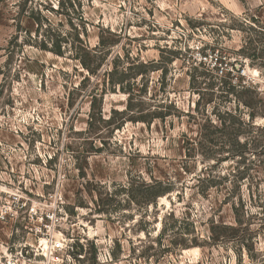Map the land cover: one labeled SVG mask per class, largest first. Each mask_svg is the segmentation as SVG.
I'll return each mask as SVG.
<instances>
[{"label": "rangeland", "instance_id": "obj_1", "mask_svg": "<svg viewBox=\"0 0 264 264\" xmlns=\"http://www.w3.org/2000/svg\"><path fill=\"white\" fill-rule=\"evenodd\" d=\"M69 2L0 0V264H264V0ZM201 125L221 160L187 154Z\"/></svg>", "mask_w": 264, "mask_h": 264}, {"label": "trees", "instance_id": "obj_2", "mask_svg": "<svg viewBox=\"0 0 264 264\" xmlns=\"http://www.w3.org/2000/svg\"><path fill=\"white\" fill-rule=\"evenodd\" d=\"M66 1L69 2L70 0H66ZM58 4L60 7H62V8L64 7L63 1H59ZM68 5L72 7L71 2H69ZM64 8L68 9L67 7H64ZM31 17L34 19V21L36 23V28H35L36 39L39 36H41L40 33L43 32L42 38H40V40L38 42H36V45L38 46V48H40L42 50H48V51H50V52H52L58 56H63L65 54L66 48L69 47V48L73 49V47H74L73 58L79 61L81 66L87 70L88 74H96L97 70L101 66V60L99 62H97V64H94V58H90V55H89L90 51L88 50L87 46L85 44H83L82 40L78 37V35H76L75 39H74L75 42H78L77 46L74 43L70 44V42H68V40L66 38L61 37V35L59 33H56V31L54 30V27L50 23H48V25H46L45 28H43L42 22L38 17H36V16H31ZM99 44L103 45L102 40L100 41ZM115 71H116V63H115V61H113L112 68L107 72V76L111 77V75H113L115 73ZM124 77L117 78L115 80L111 77V79L109 80V84H111L112 86H115L118 84L119 87L123 90V88L121 87V84L124 81ZM96 91L97 90L94 91L93 95L91 94L92 100L90 103H91L92 109H93L94 103H95L97 95H98V93ZM197 103H198V101H197ZM114 113L116 114L117 112L115 111ZM152 117L153 118L161 117V115L154 114ZM110 119H111V117L109 118V120ZM139 119L143 120V118H139ZM222 121H223V119H221V121H220V127L215 126L216 132H222L223 129L225 128V124ZM207 130L208 129L205 125H201L200 134H199L197 140L194 142H188L187 143V146H188L187 154L190 155L191 151H199V150L202 151L203 150L204 152H201V155L204 159L214 158V159H216V161H219L221 159L215 158L212 155L208 154V152H205V149L208 148V146L206 144H209L210 146L216 145V142L212 139L210 140L208 135H206L205 131H207ZM232 141L234 144H236L238 146H244L245 145V144H241L236 137H234ZM204 180H205V178H204ZM121 189L127 192L128 196L130 197L129 198L130 201H132V202L137 201L136 195L139 194L140 197H143L144 203L149 204V203H155L157 198L162 197L165 194L171 192L173 187H172L170 182L167 183V182H161V181L152 179L150 182H144L143 181L139 184H135V182L130 181L127 183L126 186H123ZM233 211L235 214L236 226H238L240 224V221L236 218V208L235 207H233ZM174 226L175 225L170 226L169 230L175 229L173 232L176 233L179 230V228L176 226L174 228ZM229 228L236 230L233 226H229ZM167 230H168V227H165L162 231L163 233H161L159 235V237L161 238L162 236H164V234ZM193 241H194L193 244H196V240L194 237H193ZM175 245H180L182 247L188 246L186 244H177L174 239H170L169 245L166 247V249L171 248Z\"/></svg>", "mask_w": 264, "mask_h": 264}, {"label": "built area", "instance_id": "obj_3", "mask_svg": "<svg viewBox=\"0 0 264 264\" xmlns=\"http://www.w3.org/2000/svg\"><path fill=\"white\" fill-rule=\"evenodd\" d=\"M242 72H243V70H242ZM217 73L222 74L223 73V68L219 66L217 68Z\"/></svg>", "mask_w": 264, "mask_h": 264}]
</instances>
